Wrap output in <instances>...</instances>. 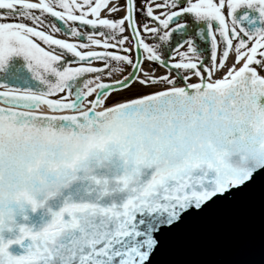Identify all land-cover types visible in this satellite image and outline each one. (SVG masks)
I'll use <instances>...</instances> for the list:
<instances>
[{"label": "snow or ice", "instance_id": "obj_1", "mask_svg": "<svg viewBox=\"0 0 264 264\" xmlns=\"http://www.w3.org/2000/svg\"><path fill=\"white\" fill-rule=\"evenodd\" d=\"M262 169L264 0H0V264H151Z\"/></svg>", "mask_w": 264, "mask_h": 264}, {"label": "water", "instance_id": "obj_2", "mask_svg": "<svg viewBox=\"0 0 264 264\" xmlns=\"http://www.w3.org/2000/svg\"><path fill=\"white\" fill-rule=\"evenodd\" d=\"M252 181L213 197L207 215L188 214L151 264H264V176Z\"/></svg>", "mask_w": 264, "mask_h": 264}]
</instances>
